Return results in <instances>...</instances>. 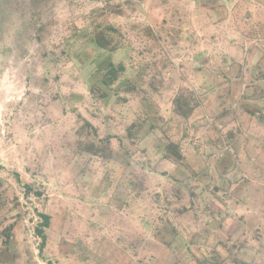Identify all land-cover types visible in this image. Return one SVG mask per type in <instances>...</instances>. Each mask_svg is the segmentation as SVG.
I'll list each match as a JSON object with an SVG mask.
<instances>
[{
	"label": "rangeland",
	"instance_id": "rangeland-1",
	"mask_svg": "<svg viewBox=\"0 0 264 264\" xmlns=\"http://www.w3.org/2000/svg\"><path fill=\"white\" fill-rule=\"evenodd\" d=\"M47 261L264 264V0H0V264Z\"/></svg>",
	"mask_w": 264,
	"mask_h": 264
},
{
	"label": "trees",
	"instance_id": "trees-1",
	"mask_svg": "<svg viewBox=\"0 0 264 264\" xmlns=\"http://www.w3.org/2000/svg\"><path fill=\"white\" fill-rule=\"evenodd\" d=\"M97 41L100 46L104 47L101 44L103 42L100 39H98ZM106 67H107L106 71L104 72V75L102 77V82L106 86H109L111 82L114 80V78L116 77L117 71L119 69L112 62H109ZM173 103H174L175 112L185 117L194 108V104H192L189 98L187 97L181 98L179 96L174 99ZM86 126H88L91 131L90 134L88 133V136L96 137V134H97L96 129L88 121L83 120L81 130H83ZM98 141L100 144L94 141L93 139L85 140V141L79 142V146L82 148V151H85L93 155H100L104 157L107 155L106 151L111 150L108 146L109 137L102 138L101 140H98ZM166 151H167V155L174 154L175 155L174 158L176 159L180 157V154L178 151V145L173 142H169V144L166 146ZM23 185H24L23 188H24L25 194L28 195L32 187L29 184H23ZM37 215L39 217V222L36 224L34 230H35V234L41 239L40 246H39V249L41 250L46 241L45 229L48 228L50 225V215L46 213H41V212H37ZM12 228H13V224H9L3 230V234H4L3 244H5V249L8 246L9 239L12 233ZM47 264H51V262L47 261Z\"/></svg>",
	"mask_w": 264,
	"mask_h": 264
}]
</instances>
